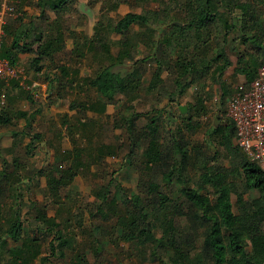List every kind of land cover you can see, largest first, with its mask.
Returning a JSON list of instances; mask_svg holds the SVG:
<instances>
[{"label":"trees","instance_id":"1","mask_svg":"<svg viewBox=\"0 0 264 264\" xmlns=\"http://www.w3.org/2000/svg\"><path fill=\"white\" fill-rule=\"evenodd\" d=\"M23 1L16 2L20 9L15 10L8 0L13 6L8 8L12 20L4 24L0 58L17 66L19 55L36 44L30 70L38 78L46 70L53 73L52 79L46 77L50 103L64 98L68 90L87 95L83 102H72L70 109L77 116L74 122L65 119L63 125L76 132L97 131L89 113L101 116L109 105H115L114 124L123 131L117 148L103 143L87 150L74 148L63 152L48 169L39 170L54 206L61 204L62 192L82 169L100 166L107 156L123 150L126 163L138 172V192L125 190L116 178L96 186L90 217L104 238L112 236L109 225L120 242L150 246L157 264H264V170L235 145V126L227 110L221 109L218 125L205 120L204 85L197 89L188 112L179 113L180 124L170 139L164 140L158 124L165 112L160 106L164 97L174 102L193 84L208 79L220 82L221 74L232 65L229 52L237 58L234 80H244L234 89L220 82L221 105L255 79L259 65L264 64V0H178L151 13L128 12L115 24L100 26L90 37H74L68 56L80 62L92 57L98 64L92 77H82L77 68L58 62L68 48L70 31L64 17L74 9L73 0H35L32 5L39 14L33 15L22 10ZM151 1L119 0L109 10ZM135 26L138 31L132 33ZM112 35L120 37L117 51ZM11 83L19 85L16 78L0 82V95ZM92 91L96 98H89ZM24 93L26 99L34 100L31 92ZM147 95L154 98L152 108L135 110L134 102ZM5 104L0 105V128L13 126L16 118L26 120V129L32 128L26 112L18 110L14 115ZM19 135L13 132L15 138ZM32 139L25 151L12 160L3 158L0 164V264H36L43 240L51 237L52 255L65 256L73 247L74 240L47 208L36 209L37 231L29 234L19 215L17 192L24 182L20 170L32 166L31 148L42 136L36 133ZM87 139L93 145L92 138ZM13 147L12 151L17 145ZM106 246L105 240L97 242V260ZM70 264L90 263L86 255L75 252Z\"/></svg>","mask_w":264,"mask_h":264},{"label":"rangeland","instance_id":"2","mask_svg":"<svg viewBox=\"0 0 264 264\" xmlns=\"http://www.w3.org/2000/svg\"><path fill=\"white\" fill-rule=\"evenodd\" d=\"M19 0H12L16 6ZM119 0H73V8L65 17V25L68 26L70 33H68L67 51L65 55H60L58 58L59 63L68 64L70 68L79 70L80 76L92 77L97 71L98 64L92 57H87L83 61L72 60L70 50L73 46L74 37L81 34H86L89 37L95 33V30L101 27H109L110 24H115L116 20L127 14L128 12L135 11L138 13H151L159 7L165 5L177 4L178 0H154L150 3L142 2L138 7L121 4L117 10H109V6ZM24 7L26 13L31 15L39 14V11L33 4L35 0H24ZM8 0H4L1 4L0 11V39L4 34V24L12 20L9 9L13 6L9 4ZM165 3V4H164ZM105 5V9L103 6ZM15 10L20 8L14 7ZM104 12V13H103ZM17 13H19L17 11ZM16 14V13H15ZM17 15V14H16ZM49 16L55 19L53 13L49 12ZM100 22V25L98 24ZM109 29V28H107ZM179 30V28H177ZM138 27H133L132 33H136ZM71 36V37H70ZM119 36L112 35V47L117 51V42ZM28 51L19 55L18 61V86L8 84L4 88L6 99L5 106L12 110L15 115L16 111L26 112L32 120V128L26 129L25 119H14V125L7 128H0V164L3 158L12 160L21 151L26 150V145L33 139L34 134L39 133L42 136L40 141H35L31 148L32 159L30 161L32 166H22L21 175L23 183L19 186L18 195V210L21 219L24 222L26 233L32 231L36 232L38 223L36 222V209L47 208L50 216L56 217V220L67 236L71 237L72 248L67 249L65 256L61 253L52 255L50 242L53 237L43 240L42 254L39 256L36 264H70L71 257L75 252H80L87 256L90 264H157L153 261L151 247H139L136 244H128L120 242L116 237L111 227L107 230L112 233L111 237L106 239L101 235L99 230L93 228L90 217L91 205L95 201L94 190L101 184H106L111 178H116V183L122 184L127 191L138 192V172L126 163L125 152L117 150L116 155L107 156L105 163L100 166H93L91 169H82V171L75 177L73 182L66 190L62 192L61 204L54 206L49 191L47 190L46 179L38 176L39 170L48 169L51 164H54L61 158V154L65 151H70L74 148H82L84 150L90 147H98L101 143L117 148L123 141V131L116 129L114 118L112 117L118 108L115 105H109L104 115L98 116L97 114L89 113V118L94 117L97 131L95 130H70L68 126L63 125V121L71 118L74 122L77 113L71 110L72 102H83L87 100L85 92H77L75 90H68L67 95L56 101L50 103L49 96L52 95L49 81L46 77L52 79L53 73L50 70L45 71L44 77L34 75L30 70V59L36 55V44L30 45ZM230 60L232 65L228 67L220 76V82L225 85H232L233 89L244 80L240 77L239 80H234L233 69L236 64L237 58L233 53H230ZM128 65H131L128 62ZM126 70V69H124ZM168 74L164 73V78L167 79L170 85ZM208 79L188 87L186 92L177 101L170 102L167 97H164L161 107L165 112L159 118L158 124L164 140L170 139L173 135L176 126L180 124L181 119L179 113L181 107L188 112V105L195 102V94L197 89H201L205 85L204 97L206 99L208 114L205 117L206 121L219 120V113L222 110H227L228 99L225 106L221 105V83ZM31 92L34 95V100L30 101L25 98L24 92ZM56 92V91H55ZM89 98H96L94 91L89 93ZM122 97H120L121 100ZM153 97H141L134 102V109L139 112H145L152 108ZM123 100L120 101L122 103ZM1 109V106H0ZM167 111L169 114H167ZM128 114V111H125ZM182 113V112H181ZM183 114V113H182ZM174 115V116H173ZM170 116V117H169ZM171 116L173 118L171 119ZM86 118L87 121L90 119ZM70 122V123H72ZM95 131V132H94ZM13 132H18L20 135L15 138ZM87 134V136H86ZM93 135V137H92ZM96 136V137H95ZM199 138L203 140V133H199ZM91 137L93 145L87 139ZM8 138V139H7ZM16 144L14 151H12L13 144ZM4 163V162H3ZM48 164V165H47ZM1 167V166H0ZM213 195H217L213 192ZM13 202V198L10 199ZM7 209L8 205L4 206ZM41 238V235H38ZM105 240L107 246L105 252L101 256V260H97L95 249L97 242Z\"/></svg>","mask_w":264,"mask_h":264},{"label":"built area","instance_id":"3","mask_svg":"<svg viewBox=\"0 0 264 264\" xmlns=\"http://www.w3.org/2000/svg\"><path fill=\"white\" fill-rule=\"evenodd\" d=\"M15 78L17 66L0 58V82ZM5 102V95H0V105ZM227 117L235 126V145L264 170V64L259 65L257 76L248 87H240L230 96Z\"/></svg>","mask_w":264,"mask_h":264},{"label":"water","instance_id":"4","mask_svg":"<svg viewBox=\"0 0 264 264\" xmlns=\"http://www.w3.org/2000/svg\"><path fill=\"white\" fill-rule=\"evenodd\" d=\"M181 112H182L183 114H185V113H186V109H185L184 107H181ZM215 122H216V125L219 124V120H215Z\"/></svg>","mask_w":264,"mask_h":264},{"label":"crops","instance_id":"5","mask_svg":"<svg viewBox=\"0 0 264 264\" xmlns=\"http://www.w3.org/2000/svg\"><path fill=\"white\" fill-rule=\"evenodd\" d=\"M8 139V138H7Z\"/></svg>","mask_w":264,"mask_h":264}]
</instances>
